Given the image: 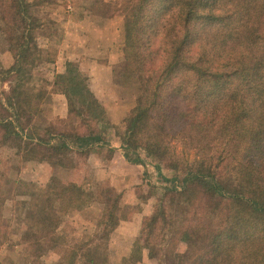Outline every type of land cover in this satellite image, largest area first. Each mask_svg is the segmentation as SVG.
<instances>
[{"label": "trees", "instance_id": "trees-1", "mask_svg": "<svg viewBox=\"0 0 264 264\" xmlns=\"http://www.w3.org/2000/svg\"><path fill=\"white\" fill-rule=\"evenodd\" d=\"M101 2L102 17L118 26L123 57L114 70L135 75L140 90L138 102L122 119L124 158L143 165L132 145L141 136L158 149L172 172L148 218L149 233L141 247L153 264H264V0ZM59 4L0 0V57L8 52L0 80L14 75L22 80L41 62V25L30 8ZM53 90L67 99V120L82 113L78 104L87 99V114H104L87 78L70 63L65 74L55 77ZM0 130L4 140L42 148L41 159L33 160L51 166L65 165L62 159H50L71 151L69 134L24 132L9 101L0 100ZM54 137L61 143H51ZM180 162L186 173L178 185ZM229 174L250 183L252 194L228 192L224 178ZM178 187L194 192L184 225L173 216ZM88 193L83 184H63L52 177L26 194L40 199V205L30 231L16 240L24 255L20 264H42L62 244L57 211L77 207ZM5 202L0 186V240L8 228L1 213ZM109 214L105 210L103 216ZM181 244L184 250L178 251ZM79 249H62L58 264H96L78 255Z\"/></svg>", "mask_w": 264, "mask_h": 264}, {"label": "crops", "instance_id": "crops-1", "mask_svg": "<svg viewBox=\"0 0 264 264\" xmlns=\"http://www.w3.org/2000/svg\"><path fill=\"white\" fill-rule=\"evenodd\" d=\"M70 3L67 2V5ZM71 4L73 5L68 6L69 15L35 14L41 25L40 29L45 30V34L37 38L41 62L23 79L31 81L32 91L30 92L34 93L26 99L28 103H50L48 106L51 118H66L67 99L53 88L55 77L65 74L66 64L70 63L87 78L88 89L103 108V115H107L108 118V114L111 111L114 112L118 106L114 69L121 63L123 57L121 46L117 41L118 26L112 20L99 16L97 12L76 11L75 4ZM58 22L62 28L59 35L55 29H52L54 25L57 27ZM2 56L5 63L8 52L5 51ZM23 80L19 83L20 85L25 84ZM132 106L130 105L127 111ZM33 116L35 117V114H32ZM119 117L122 123L123 114ZM34 125L44 127L37 123ZM22 129L24 132L28 131V128L23 126ZM102 133L100 130L87 132L79 136L77 144L78 148L97 155L90 158L88 165L95 169L96 175L100 177L96 178L98 181L108 183L110 187L108 190L112 193H98L94 197L89 194V197L77 207L67 211H57V218L59 215L60 219H58L56 233L63 242L49 254L53 261H56L62 249L78 245L80 246L78 255L84 259H92L96 264H126L137 257L140 258L137 264H153L148 250L141 247V244L143 238L149 233L148 218L154 209V205L150 204V198L154 194L144 193L146 196L143 197L140 193H127L131 191L133 185L148 182L146 178L149 171L144 164L140 165L124 158L125 153L120 146L122 133L113 140L104 139ZM57 142L61 143L58 137L51 140L53 144ZM74 144L69 143L71 150L75 149ZM24 165L44 168L48 175L47 179L56 176L67 181L64 171H59L58 167H54L56 165L51 166L46 161L37 163L26 161ZM72 181L78 182L73 179ZM117 181L123 184L124 193H115L116 188H121L117 185ZM153 201L155 204L154 198ZM106 204L109 205L110 216L104 217L103 213L105 210L108 211V208H105ZM64 218H68L69 226L64 225Z\"/></svg>", "mask_w": 264, "mask_h": 264}, {"label": "rangeland", "instance_id": "rangeland-1", "mask_svg": "<svg viewBox=\"0 0 264 264\" xmlns=\"http://www.w3.org/2000/svg\"><path fill=\"white\" fill-rule=\"evenodd\" d=\"M99 1L100 2H98V0H86L81 2L80 0H59L60 4L57 6H33L30 8V13L34 17L35 14L41 15V13L45 16L49 13H56L58 16L59 14L65 15L69 12L68 6H71L73 5L71 3H74L77 8L76 11L82 13H88V11L97 12L99 16H104L105 9L102 7L101 0ZM103 1L107 2L108 0ZM67 2H71L70 5H67ZM56 26L57 27L54 25L52 29H55L58 34L62 29L61 24L58 22ZM44 31L45 30L39 29L38 37L45 34ZM4 67V58L0 57V68ZM115 75V92L118 96L116 104L118 106L115 108L114 112L111 111L108 114L110 119H108L109 117L107 118V115H100L98 112L87 114L88 107L86 105H91L89 99H87L85 105H81V103L78 104V111H81V114L77 115L76 113H72L68 120L66 118H51V111L48 106L50 103L45 102L42 104H35V102H27L26 98H29L34 93L30 92L32 91L31 81L23 80L26 76L22 79L25 83L22 84L23 86L19 84L22 80H18L15 75L10 80H0V100H4V102L9 101L11 103L21 127L28 128L29 132L35 131L39 135H43L44 130L46 129L55 131L56 135L59 133L69 134V141L75 143V149L67 154H61L59 157H52V160L50 159L52 162L57 161V159L61 161L62 159V162L65 165L56 164L54 167H58L59 171H64L67 175V177H65L67 181H63L56 176H51L47 179L48 175L45 173L44 168L38 166L25 167L24 162L26 161L23 160L24 156L28 155V161H32L33 163L39 162L33 159H41L43 156L42 148L36 147L32 144L26 146L23 142L13 141V139L9 138L8 140H4V132L0 130V186L2 187L6 199L5 204L1 208V213L3 218L8 221L7 235L4 240H0V264H20L24 255L22 247L16 244V240L23 233L30 231L34 223L37 206L39 207L40 205V199L26 196V194H30L37 191V189L44 187L49 183L52 177L58 179L63 184H83V187L86 191L90 192L88 194L92 195V197L98 193H112L108 190L110 189L108 183L100 180L98 181L96 178L100 177L96 175L95 169L88 165L90 158L97 155H93L87 150L78 148L77 141L79 140V136L87 134V132H99L100 130L103 132L102 137L104 139L113 140L118 138L119 134L124 131L119 115L123 114L124 116L128 112V107L138 102L140 90L135 75L125 74L118 70L115 71ZM0 77V79H3L2 76ZM28 77L31 79L30 76ZM26 94L28 96H26ZM32 114H35V117H32ZM34 123L44 125V127H37ZM54 144L60 143L57 142ZM132 145L134 146L133 150L135 151V154L139 158L138 160L142 161L149 171L146 178L148 182H140L142 184L139 183L133 185L131 191L127 193H140L143 197L147 195L146 193L154 194V196L150 198V204L155 206L159 197L165 193L166 188L170 185L169 181L171 180L170 175L172 172L168 169L166 160L162 158L158 149L146 145L141 136L135 137ZM25 146L27 148H25ZM129 156L131 159L132 157L134 158L131 154H129ZM177 168V184L180 185L179 183L182 184L181 181L186 173V169L185 165L181 162L178 163ZM68 169L70 171H68ZM66 170L68 172H65ZM81 178H83V180H80ZM72 179L78 182H73ZM224 182L227 186L228 192L248 195L253 192V186L238 178L235 174L225 176ZM116 183L121 188H116L117 190H115V193H124L125 189H122L123 184H121L120 181H117ZM133 183H135V181ZM177 193L178 195L176 197L173 213L174 221L177 224L184 225L187 214L192 209L191 201L194 192L189 189L184 190L178 187ZM23 201L26 202L25 205L22 204ZM106 207L109 211V205L106 204L105 208ZM58 219H60L59 215ZM67 219L68 218H64L63 223L64 225L69 226ZM184 247V244H181L177 246V249L178 251H182L184 250ZM40 262L42 264H58V259L53 261V258H51V255L48 253L40 260Z\"/></svg>", "mask_w": 264, "mask_h": 264}]
</instances>
